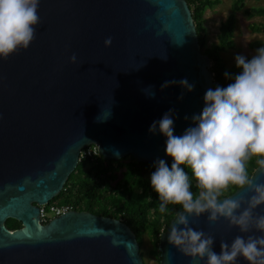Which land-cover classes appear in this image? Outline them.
I'll return each mask as SVG.
<instances>
[{"label": "water", "instance_id": "95a60500", "mask_svg": "<svg viewBox=\"0 0 264 264\" xmlns=\"http://www.w3.org/2000/svg\"><path fill=\"white\" fill-rule=\"evenodd\" d=\"M38 14L30 46L0 59V264H144L123 221L71 210L41 224L39 206L63 190L88 145L107 161L172 162L166 137L150 125L171 109L173 134L183 135L214 89L190 8L185 0H40ZM250 178L264 183L259 166ZM241 195L239 188L220 199ZM8 219L21 228L9 231ZM172 221L159 239V264H204L167 242ZM189 226L213 236L217 253L222 240L260 235L223 218L209 223L207 213Z\"/></svg>", "mask_w": 264, "mask_h": 264}, {"label": "clouds", "instance_id": "9594fccd", "mask_svg": "<svg viewBox=\"0 0 264 264\" xmlns=\"http://www.w3.org/2000/svg\"><path fill=\"white\" fill-rule=\"evenodd\" d=\"M39 4L40 0H0V59L19 54L35 40L42 22ZM103 43L111 46L112 37ZM235 62L240 73L227 87L205 92V106L191 118L194 127H188L183 135H174L171 109L149 127V132L155 133L158 125V131L166 137L165 154L172 160L169 166L158 159L150 176V186L161 201L159 211L167 212L169 204L183 209L171 223L167 242L204 264H237L238 259L264 264V214H255V209L264 205V183H253L247 170L248 162L256 157L264 174V47L250 59L237 55ZM69 63H77L75 53ZM179 84L188 91L194 88L186 79ZM182 165L191 169L200 189L195 198ZM230 186L245 190V195L220 199ZM205 213L209 223L223 218L241 234L260 235H237L230 244L222 240L217 253L213 236L189 226V218Z\"/></svg>", "mask_w": 264, "mask_h": 264}, {"label": "trees", "instance_id": "16d2710c", "mask_svg": "<svg viewBox=\"0 0 264 264\" xmlns=\"http://www.w3.org/2000/svg\"><path fill=\"white\" fill-rule=\"evenodd\" d=\"M188 4L198 37L199 47L202 53L209 56L211 70L214 79V89L227 87L234 82V77L241 71L236 64L226 67L220 54L232 49V39L236 27L234 12L244 8V0H233L231 12L224 22L219 25L217 42L206 47L207 32L204 26L203 15L206 9H211L220 4V0H185ZM244 13L249 17H264V8L245 9ZM253 33H264V23L250 24ZM251 49L264 47V43L254 41L249 43ZM250 59V58H247ZM225 73L228 75L226 76ZM119 161H107L100 155L95 160L80 161L75 170L69 175L63 190L51 201L57 204H67L72 210L90 212L97 216L113 218L123 221L135 234L141 250L144 248L143 237L148 235L152 249L149 253L156 257L159 264L158 244L162 233L177 215L183 211L180 205H167L168 211H159L157 194L150 186V176L155 171L153 164L138 163L128 156ZM257 158L253 157L247 165L249 176L258 167ZM171 163H168L171 166ZM185 172L190 179V190L194 198L198 196L200 189L192 176L191 169L185 165ZM121 171L122 177L117 179V173ZM239 189L230 186L220 198L229 196ZM5 226L9 231L21 228V224L13 219H8Z\"/></svg>", "mask_w": 264, "mask_h": 264}, {"label": "rangeland", "instance_id": "374dc122", "mask_svg": "<svg viewBox=\"0 0 264 264\" xmlns=\"http://www.w3.org/2000/svg\"><path fill=\"white\" fill-rule=\"evenodd\" d=\"M233 0H220V4L214 6L211 9H206L203 15L204 26L207 32L206 47L217 42V35L219 32V25L224 22L226 16L231 12V6ZM249 8H264V0H244V8L240 11L234 12L236 18V27L234 29V35L232 41V49L222 52L220 56L223 59L226 67H231L236 64L235 57L237 55H243L245 58H251L256 54L257 49H251L249 43L254 41H260L264 43V33H253L250 30V24H262L264 23V17L254 16L249 17L244 13L245 9ZM130 159L127 157L126 162ZM122 177V172L117 173V179ZM55 203L51 201L50 204ZM53 216L50 215L49 218ZM144 248L141 250L144 264H158L155 256L149 253L152 249L149 237L147 234L143 237Z\"/></svg>", "mask_w": 264, "mask_h": 264}, {"label": "built area", "instance_id": "2783aa9c", "mask_svg": "<svg viewBox=\"0 0 264 264\" xmlns=\"http://www.w3.org/2000/svg\"><path fill=\"white\" fill-rule=\"evenodd\" d=\"M98 146L97 145H88L86 148L81 150L79 154L78 161L83 160H95L99 156ZM72 207L70 205L65 204H57L50 202L46 205L39 206V218L41 224H46L52 218H55L61 214H64L68 211H71ZM52 215V218L49 216Z\"/></svg>", "mask_w": 264, "mask_h": 264}]
</instances>
